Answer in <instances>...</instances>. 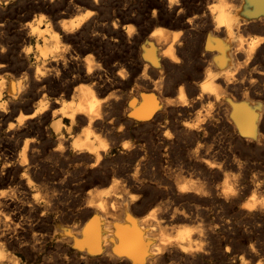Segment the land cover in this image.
<instances>
[{"label": "bare ground", "instance_id": "1", "mask_svg": "<svg viewBox=\"0 0 264 264\" xmlns=\"http://www.w3.org/2000/svg\"><path fill=\"white\" fill-rule=\"evenodd\" d=\"M19 1L20 0H13V3L9 5L12 6ZM41 1L43 2V0ZM232 1H236V3L238 1L240 3L235 10H232ZM153 2L155 5L152 7L151 11L153 9H156L157 16L153 18L150 14V16L153 18L152 25L154 26V24L158 21L157 17L160 14L165 13L168 17H173L174 19H176L177 23L183 25L184 36L180 37L179 42L173 43L174 37L171 35V32L175 31H170L169 29L165 28L167 31L153 37L150 35V33L157 27H153L149 30V26L145 29H141L137 26V34L133 35L131 39H129L127 37V34L122 29L123 27H121V29H114L112 26V30L109 34V37L113 39L112 43L117 46L125 40V42L130 46L131 49H129L130 53L127 55V57H124L122 63H120V68H124L130 73V78L127 81L122 80L116 75V73L120 70L118 69V67L116 68L115 66H112V64L110 65L109 61H106L102 67L103 70H96L91 76H85L83 69L84 66L82 63L73 62L69 65V68L67 70H63L61 66L62 77L60 80H56L55 78H48L43 82L48 86L49 95L59 96L60 93L63 92L67 99H70L71 91L75 83L85 82L84 84H90L92 82H95V91L97 93V96L101 99H104L110 95L105 94L106 91H108L109 89H115V92L112 91V93H115V96L119 97V99L113 97L112 99L107 100V103L103 105V112L105 114L104 120L98 121L95 127L99 131H102L104 133L109 134L110 132V137L112 138L111 141H113L117 145L120 141L125 139L123 138L124 136L130 135L132 132H134L132 131V128L137 129V127L139 126H143L146 128L148 132L146 134L147 138H140L137 135L132 137L134 138V142L137 144V149H135L131 153H127L124 155L127 157V159L130 158L129 164L125 166L122 164L121 166L118 165L117 167H108L109 163L113 161V156L117 155L118 157V151L107 158L103 162L102 166L97 168L96 170H88L87 164L93 159V157H90L88 155L72 157L69 161L66 162L62 158H60L58 154L50 153V149L54 146V140L48 139L47 133L45 132V128L48 124L47 122L49 121L50 123L51 121L50 111L48 113H45L44 116L40 118V120L42 121L41 123H38L36 120L29 121L28 126L25 129H22L19 133H16L14 135L9 134L12 135L11 139L3 132V128L4 125L7 126V122L11 119V117L14 116L16 104L10 106L11 113L9 115L0 114V122H3L2 127H0V153H4L9 157V159L15 160L16 153L18 152L24 138L23 135L28 131H38L41 137H45V139L41 141V144L38 145L41 148V152L45 151L47 153V156H51V158L59 160L61 162L63 161L64 164L73 162L74 167H76L75 165L77 162H82L81 166L79 167L81 173H78L80 175L78 178H75L76 180H83L85 176L87 177L91 174L94 175V173H101L102 177L98 178L97 180L103 184H108L102 188L100 187L99 190H104L109 186V180L111 176H116L117 178L124 179L129 184V186L136 184L140 186V189L146 188V193L143 194V199L138 203V205L140 204L142 206L141 210H143L144 212L142 213L141 211L140 215L131 214L130 211L132 206H130V209L124 208L123 202L113 197L89 198L86 196V198L82 202H79L78 205L74 206V210H71V208L67 212L63 209H59L57 206V208L54 207L51 199L52 208L48 210L49 214L45 217H41L39 213L42 208L40 206H35V211H32L26 206L20 205L18 202L13 203L9 201H3V203L6 205V212H11L13 209H15L16 215L13 216V220L19 222V218L21 215H24L26 217V220L22 224V229L17 230V236H13L12 233L9 232L3 238L9 247H16L26 253H29L30 255H34L39 250L43 251L42 242L44 241V236H47V239L50 242L55 243L59 248L63 250L65 256H67L68 258L71 257V259H78L85 264L94 262H101L102 264H156V261L158 262V264H167L168 258L171 257L178 256L183 257L186 260L205 257L206 255L203 254L184 255L180 253L179 250L174 246H170L166 249V253L163 258L152 255L151 249L156 241L151 238L154 235V233L151 232V228L155 226V222L145 217L144 213L158 200L168 197H171L173 200L185 199L186 201L191 202V204H189L188 208L186 209L188 213L192 217L199 215L207 219L206 221L209 220L205 224L206 240H210L212 237H217L218 241L216 243V246L214 247L220 248V246H222L226 242V239L229 235V223H227L228 219H226L222 214H216L215 217L210 216L209 206L214 201H217L224 206L227 204H240L243 201L242 199L246 192L249 190H253L254 182L247 181L241 177V179L238 181V187H240L238 198H233L230 203H225L222 199L216 197V182L214 181L215 177L224 176L223 172L217 169L208 168L202 162V160L206 159L210 162L222 163L224 166V172H226V169L228 167L239 170L240 165L243 163V160L246 159L243 156L244 148L264 145V92H261V90L257 88V81L261 80L262 77L247 76L248 78H236L233 76L234 73H232V71L236 68L239 69V65L241 63L240 57L245 58L244 63H248L249 61H251V59H249L248 57V50L250 48L251 41L257 37L254 35V37H251L248 42L243 44H241V39H239L235 47L232 46L233 44H231L232 47H230L229 44V41H231L230 37L234 33L236 34V32L240 33L239 30H242L240 28L245 24H249L251 27H255L264 31V0H224V3L227 5V7H224L216 13L218 19L215 21V23L213 21V17L208 14L207 9H205L202 10L198 16L197 14H193L198 18L194 20L191 25H189L186 21L193 15L187 14L186 3L183 2V0L179 5H172L171 7H169V0H153ZM180 7H183L185 9V13L178 16L177 13ZM13 8L14 7H10V9ZM1 10L3 9H0V11ZM49 15L52 16L53 21L55 22V16L52 14ZM221 17L222 19H220ZM22 18H24L22 22L28 21L32 18V13L25 12ZM89 22L75 36H66L65 42L72 43L74 46V44L79 41L81 37L87 34L90 26ZM97 25L96 27L98 28ZM18 27L19 23L15 28V33H17L20 40L16 49L9 47V52L6 55L0 57V62L7 63L9 65L7 71H10L17 76L22 71L27 70V61L17 55L19 52V45L25 39V33L18 32ZM229 28H231L232 30V35H229ZM243 32L244 31H242L241 33ZM141 33H146V39L139 46H133V41L135 42L136 40H138L141 36ZM260 37H264V34H262ZM188 41L191 42V48L187 55L184 56V53H186V50L189 46V44L187 45ZM91 43H100V41L92 40ZM80 47H82V49H91V45L88 44V42L84 46ZM169 47L175 49V54L180 59L181 63L177 64L172 61L171 58L164 55ZM82 49L74 46V50L79 52L80 54ZM254 52L255 51L252 52V55ZM97 56L98 55H96V57ZM77 64H79L78 67ZM231 64L234 65V68L229 70V65L231 66ZM197 67H200L201 71L196 70ZM166 71L169 72V76L167 78L164 76V73ZM76 72L80 75L79 80L68 84L65 87H62L63 80H70L72 74ZM229 80H231L232 82L228 83ZM206 82L209 83L212 91L203 92L202 85ZM181 85H183L184 87L185 94L189 100L190 106L185 107L181 103L172 105L167 104L168 100L178 101V90ZM39 86V84L33 82L32 87L26 97H28L29 95H38L36 92V88H38ZM15 90L16 84L13 83V94L15 93ZM163 90H169L173 93L175 92L176 94L164 99L162 98ZM202 92L203 98L197 99V97L200 96ZM29 103L27 105H29ZM76 103L80 106L90 107L93 101L86 92H81L80 99ZM209 103L213 105L212 113L211 117L206 118L205 122L200 125V129H202V131L184 127L183 122H195L198 113L206 115V113H204L202 110L205 109ZM52 107L55 108L58 107V105H53ZM171 112H177L178 114L185 115L186 118H184L183 120H178V114L174 115V113L172 114ZM30 113L31 112H29L28 114ZM113 118L115 119V123L113 125H109L107 121ZM77 119L81 125L86 123L85 118L82 116H78ZM165 120L169 121L166 127L170 129L174 135V139L172 141H168L162 135L164 129L161 128L160 125L163 124ZM121 123L125 125L126 129L123 134L117 133L115 131V128ZM215 124L221 125L227 132V138L232 145L231 149H224L222 143L216 142L213 139L212 132L215 128ZM205 131L208 133L206 137L204 136ZM186 137L192 138V141L189 142V144H186L187 146L185 147V163L183 166H175L172 163L173 159H170L172 156H170L169 158V152L173 150V148L177 144L182 142L184 138L189 139ZM198 143H203L205 147L201 149L198 158L192 157L191 151L196 147ZM209 146L212 147L211 152L208 151ZM166 148L167 151H165ZM150 156H153L152 158L156 161V181H158L159 184L168 185L169 191L165 192L162 188L159 187L156 182L151 183L148 181L150 177L148 178L149 175L145 173V171L146 167L149 166V164L147 163L151 160ZM141 157H143V159H141ZM30 160L33 165L31 172L33 179L40 184L47 185L50 178L42 175V170L47 166L46 162H44V159L40 157L39 154L30 155ZM237 160L240 162L239 164H237ZM2 162L3 157L0 156V163ZM137 162L141 165L140 178L144 181L143 184L133 181L131 176L129 175V173L133 170L134 164H136ZM181 169H183L182 173ZM20 171H22V169H20L18 166H14L6 170L5 176L15 184L19 183L21 185V189L25 190L23 188L24 182L19 180ZM68 171L69 170H58L55 173L54 177L56 178L59 175L61 177V174H63L64 172L66 174V172ZM186 174L188 175V177L184 179H200L201 181L205 182L207 184L208 190L213 193L212 197L201 199L192 194L176 196L175 187L173 185V178L180 179L181 176L185 177ZM73 179L74 177L72 174L68 180ZM92 181H94V176L93 180H89L87 182L90 184L92 183ZM113 191L114 197H118L121 193L120 186H117V188ZM31 195L32 193L26 191V194L22 196L21 199L30 200ZM89 199H93L94 202L106 203L105 210L100 211L99 209L87 207L86 203ZM178 201L180 202V200ZM183 203L185 202L183 201ZM197 206H199V208H197ZM116 211H119L121 213V220H117L118 217L115 216ZM243 212L245 211H242V213ZM248 214L254 219L264 218V214H261L259 212ZM65 215L68 218L70 217V219L74 218L75 216L79 217V219L81 220L80 224L77 223V225L79 226H66L57 223V218ZM178 220L185 219L183 217H178L176 221ZM245 221L246 220H244V223ZM35 223L40 225V227L42 228L41 230L44 229L43 231H41V233H44L45 235L40 236L41 240L37 237L33 238L32 234L30 236L28 235L33 230L32 228ZM212 224H220L221 227L215 231H212L210 230V225ZM3 226L4 225L0 224V227ZM27 235L29 237H27ZM195 238L196 237L194 236L193 239ZM37 241H39V243H37ZM209 243H211V241H209ZM209 243L207 244L206 248L208 252H210ZM20 244H23L24 247L20 248L18 246ZM233 246L236 248L237 243L236 246ZM259 246L261 247V245ZM117 249H119V252L117 251ZM241 250L240 252H242ZM244 250L243 252H245ZM130 254L135 255L136 260L131 259ZM214 254H219V252ZM186 260L183 261L186 262Z\"/></svg>", "mask_w": 264, "mask_h": 264}, {"label": "clouds", "instance_id": "2", "mask_svg": "<svg viewBox=\"0 0 264 264\" xmlns=\"http://www.w3.org/2000/svg\"><path fill=\"white\" fill-rule=\"evenodd\" d=\"M34 2L39 4L41 0H34ZM43 2L46 5L58 6L63 0H59V3L58 0H43ZM11 3H13V0H0V9L7 11L8 5ZM91 3L98 7L101 0H91ZM180 3L181 0H169V7L172 5H179ZM224 7H227L224 0H215L214 3L208 4L207 12L213 17L214 23L218 19L216 13ZM68 9L72 10L70 14ZM183 13H185V9L180 7L177 15L179 16ZM97 15L98 11L81 6L77 4L75 0H68L67 8L59 13L60 18L56 19L55 22L52 16L44 11L34 12L30 20L19 22V27L17 29L18 32L25 33V39L20 43L17 55L27 61V70L22 71L17 76L7 71L9 67L7 63L0 62V114L9 115L11 113V105L25 102V97L29 93L33 82L40 85L36 88L39 98L32 103L33 110L31 113L26 114L23 110H20L13 120L7 122L6 128H3V132L11 139L12 135L9 134L14 135L19 133L28 126L29 121L36 120L38 123H41L42 121L40 118L50 111L51 121L45 128L48 139L54 140V146L50 149V153L58 154V156L66 162L72 157H80L83 155L93 157L87 164L88 170H96L101 167L103 162L114 152L118 151L119 155L122 156L137 149L134 138L124 139L117 145L108 138V135L95 127L98 121L104 120L105 114L103 112V105L107 103V100L113 97L119 99V97H116L115 93H111L108 97L101 99L97 96L95 91V82L90 84H84L83 82L75 83L71 91L70 99H67L63 92H61L59 96H51L49 95L48 86L43 82L48 78L60 80L62 77V68L63 70H67L69 65L73 62L83 64L85 76H91L96 70H103L102 64L97 62L94 53L89 52L81 56L79 52L74 50L72 43L65 42L66 36H75ZM151 16L153 18L157 16L156 9L151 11ZM197 18L196 15H193L189 17L186 22L191 25ZM220 19H222V17ZM8 23L7 20L0 22V30H5ZM112 26L114 29L119 28V20H114ZM123 30L129 39L137 34V28L133 24L124 25ZM165 31H167L165 28L157 27L150 35L155 37ZM3 34V32H0V35ZM183 34V31L171 32V35L174 37L173 43L179 42ZM94 35H99V33H94ZM229 35H232L231 28H229ZM104 38L107 39L106 36ZM243 43L244 41L241 40V44ZM261 44H264V37H257L251 41L248 50L249 59L252 57V52ZM8 52L9 46L5 43H0V57L6 55ZM164 55L171 58V60L177 64L181 63L180 59L175 54V49L172 47H169ZM78 66L79 64H77V67ZM29 70L31 71V75ZM116 75L125 81L130 78V73L124 68H120ZM79 77V73H73L70 80H63L62 87L78 81ZM231 82V80L228 81V83ZM13 83L16 84L14 94L12 91ZM202 88L203 92L212 91L208 82L204 83ZM81 92H86L93 101L90 107L80 106L76 103L80 99ZM203 92L197 99L203 98ZM178 93V101L168 100L167 104L172 105L181 103L185 107L190 106L183 85L179 87ZM53 105H58V107L53 108ZM212 108L213 105L209 103L206 108L202 110L206 115L198 113L195 122L185 121L183 122L184 127L202 131L200 125L205 122L206 118L211 117ZM78 116L84 117L86 123L81 125L77 119ZM2 123L3 122H0V127H2ZM107 123L113 125L115 119H110ZM168 123L169 121L165 120L160 127L164 129L162 134L163 137L168 141H172L174 135L172 131L166 127ZM125 130V125L123 123L115 128V131L120 134H123ZM207 135L208 133L205 131L204 136L206 137ZM40 144L41 141L38 136L24 137L16 153L15 160H11L4 153H0V156L3 157V162L0 163V177L6 174L7 169L18 166L22 169L19 173V180L24 182L23 188L27 192L32 193L31 199L25 200L21 199V197L26 194V191L21 189L19 183L15 185L9 184L6 188H0V224L4 225L0 227V264H23V259L9 250L3 238L9 232H11L13 236H17V230L22 229V224L26 220L24 215L20 216L19 222L13 220V216L16 215L15 209L11 212H6V205L3 201L18 202L20 205L26 206L32 211H35V206H40L42 210L39 214L41 217H45L49 214L48 210L52 208V197L58 195L54 190L49 194L48 186L38 183L32 177L31 172L33 165L30 160V155H39L41 153V148L38 146ZM204 147L205 145L203 143H198L196 147L192 149L191 156L198 158L201 149ZM165 151H167V148ZM208 151H212L211 146L208 147ZM44 159L46 162L51 163V156L45 157ZM141 159H143V157H141ZM202 162L210 169H217L223 172L225 178L215 185L216 197L222 199L225 203H230L233 198H238L240 193V187H238V181L241 179L240 174L224 172L222 163L210 162L206 159L202 160ZM236 162L237 164L240 163L238 160ZM81 163L82 162H77L75 166L79 168ZM57 166H59V161H57ZM182 172L183 169H181V173ZM71 175L72 173L70 171L62 175L59 179V183L64 184ZM129 175L133 181L140 184L144 183L140 178V163L137 162L134 164L133 170ZM251 180L254 182V188L246 199L239 204V209L250 214L256 212L264 214V194L259 191L261 187L264 186V180H257V174L255 172L252 173ZM156 183L165 192L169 191L168 185L159 184L158 181H156ZM173 185L175 187L176 196L192 194L203 199L211 198L213 195V193L208 190L207 184L200 179H184L181 176L180 179L173 178ZM117 186H120L121 193L118 197H114L113 190L116 189ZM85 194L89 198L113 197L123 202V207L128 209H130L132 205H138V202L143 199L141 190H133L124 179L117 178L116 176H111L109 186L106 189L99 190L97 186L93 185L86 190ZM86 206L104 211L106 203L94 202L93 199H89ZM197 208H199V206H197ZM144 216L155 222V226L151 228V232L154 233L151 238L156 241L151 249L153 256L163 258L166 249L170 246H174L184 255H210L206 250V229L203 218L196 215L193 219L188 211L177 204L171 197L158 200L145 211ZM178 217H183L185 220L191 221V223H181L179 226H176L172 222H175ZM227 223H231V221L229 220ZM262 226L264 225L257 224L258 228ZM220 227V224H212L210 225V230L215 231ZM37 235L38 233L32 232L33 238ZM194 236L196 237L195 239H193ZM37 243H39V241H37ZM18 246L20 248L24 247L23 244ZM247 247L250 249L251 253L258 257L255 264H264V256H261L259 253L256 243L250 241ZM117 251L119 252V249H117ZM224 251L227 254H232L233 250L231 245L226 244ZM130 258L136 260L135 255L130 254ZM65 259L67 260L68 257L66 256ZM238 259L240 264H252V260L246 258L243 254L239 255ZM156 264H158L157 261ZM169 264H172V262L169 261ZM233 264H236L235 259H233Z\"/></svg>", "mask_w": 264, "mask_h": 264}, {"label": "rangeland", "instance_id": "3", "mask_svg": "<svg viewBox=\"0 0 264 264\" xmlns=\"http://www.w3.org/2000/svg\"><path fill=\"white\" fill-rule=\"evenodd\" d=\"M75 2L77 4H80L81 6L88 7L90 9H92V10L98 11V15L92 19L93 21L90 20V22H89L90 23L89 24L90 26H89L88 32L86 34L87 36L84 35L83 37H81L79 39V41H77L74 44V46H76L77 48H81L82 49V47H80V46H84L88 42V44L91 45V49L90 48L89 49H87V48L84 49L83 48L82 51H81V55L82 56L83 55H86L89 52L94 53L95 56L98 55L96 57V59H97V62H99V63L102 64V67H103V65H104V63L106 61H109V64L110 65L112 64V66H113V64H114L116 68L118 67V69H120V63H122L123 58L124 57H127V55L130 53V50H131L130 49V46L125 42V40L122 41L120 43V45H117V46L112 43V40L113 39L109 37V34H110L111 30H112V22L114 20H117V19L119 20V22H120V27L119 28L120 29H121V27H123L126 24H133L134 26L136 25V27L138 26L141 29H145V28H147L149 26V30L152 29L153 27H164V28L169 29L170 31H184V27H183L182 24L177 23L176 22V19H174L173 17H168L165 13H162V14H160L157 17V20L158 21L153 26L152 25V23H153V20L152 19L153 18L150 16L151 9L155 5L154 2H153V0H102V2L100 3V5L98 7L96 5H94V4H92L91 3V0H75ZM183 2L186 3V11H187V14H189V15L197 14V16H198L201 13L202 10L207 9L208 4L214 3L215 0H183ZM232 2H233V4L231 3L232 10L233 9L235 10L240 3L238 1H237L238 4L236 3V1H232ZM58 3H59V0H58ZM202 3H204V4H202ZM66 6H68V0H65V1L63 0L62 4L59 3L58 6L46 5L42 1L39 4H37V3H34V0H20L19 2L13 4L12 6L8 5L7 11H3V10L0 11V18H1L0 21L7 20L9 22L8 25H7L8 28L6 27L5 31L4 30H0V32H3L4 33V35H0V42L5 43L7 46L16 49V47H17L18 43L20 42V40H19V36L17 35V33H15L16 32L15 31V28H16V25L19 22H22V20H24V18H22V16L24 15L25 12L34 13V12L44 11L47 14L54 15L55 16V19H58V18H60L59 13L61 11L65 10L67 8ZM10 7H14V8L13 9H10ZM12 10H15V11H12ZM68 11L71 13L72 10L71 9H68ZM102 16H103V18H102ZM96 23L97 24H100V25H97ZM96 25L98 26V28L96 27ZM246 26H249V27H246ZM240 29H242L241 31L239 30L240 33L236 32V34L234 33L230 37V40H231V41H229L230 47H232V46L235 47L236 46V43H238L239 39H241V40L244 39V43H246V42L249 41V39L251 37H254V35L256 37H260L262 34H264V31L263 30L258 29V28H255V27H251L249 24L243 25ZM242 31H244V32L241 33ZM94 33H99L100 37H99V35L98 36L97 35H94ZM146 33H141L140 38L138 40H136L135 42L133 41L132 45L135 46V47H137L142 42H144V40L146 39V36H147ZM237 34H238V36H237ZM105 36L107 37V39L104 38ZM183 36H184V34H183ZM92 40H96V41L99 40L100 43H91ZM230 42H232V43H230ZM188 44H189V46H188V48L186 50V53H184V56H186L187 53L190 51V48H191V45L190 44H191V42L188 41L187 45ZM231 44H233V45L231 46ZM259 48H257V50H255V52L253 53V55L251 57V61H249L248 63H244L245 58L244 57H240L241 63L239 65V69L236 68L235 69L236 71L233 70L234 72L232 71V73H234L233 76L236 77V78H238V77L248 78L250 76H260V77H262L261 80H258L257 81V88H259L261 90V92H264V88H263L264 87V80H263L264 79L263 78L264 77V44H261V46H259ZM254 56H255V58L256 57L257 58L255 59ZM101 59H102V61H101ZM245 66H246V68H245ZM233 68H234V65L233 64H231V66L229 65V70H231ZM196 70L201 71V68L200 67L199 68L197 67ZM164 76L167 78L169 76V72L166 71L164 73ZM260 81H261V83H260ZM258 85H259V87H258ZM112 91L115 92V89H109L108 91H106L105 94H108L109 95V94L112 93ZM175 94H176L175 92L173 93L172 91H169V90H163V92H162V96L163 97L162 98L165 99V98L171 97L172 95L174 96ZM38 98H39L38 95H35V96L29 95L28 97L25 98V103L24 102L23 103H17L16 104V110H15L14 116L11 117V119L13 120V118L18 114V112L20 110H23L26 114H28L29 112H31L32 111V103L35 100H37ZM28 103H29V105H27ZM18 109H19V111H18ZM171 113L172 114L174 113V115H177L178 114L177 112L176 113L175 112H171ZM184 118H186L185 115H182V114H178L177 115V119L178 120H183ZM47 123H49V121ZM5 127H6V125H4V128ZM132 131H134V132H132L130 135L124 136L123 138H125V139L132 138V137H134L136 135L139 136L140 138H147V135L146 134L148 132H147L146 128L143 127V126H139V127H137V129H133L132 128ZM212 133H213L212 134L213 139L216 142L222 143V146L224 147V149L227 150V149H231L232 148V145H231V143L229 142V140L227 138V132L225 131V129L221 125L215 124V128L213 129V132ZM105 134L107 135L108 133H105ZM32 136H38V138L40 139V141H43L45 139L44 136L41 137V135H40V133L38 131H34V130L33 131H28V132H26L23 135V137H32ZM110 136L111 135L108 134V138ZM186 138H189V139H185L184 138L182 140V142H180L179 144H177L173 148V150H171L169 152V154H170L169 155V158H170V156L173 157V158L171 157L170 159L171 160L173 159L172 160L173 161L172 163L175 166H179V165H182L183 166L184 163H185V158H184L185 157V147L187 146L186 144H189V142L192 141V138H190V137H186ZM109 139L112 140L111 137ZM259 149H261V150H259ZM244 150H243V156L246 159L243 160V163L241 164L242 167L240 165L239 170H236L234 168L228 167L226 169V172H229L231 170L232 173H238V174H240V176L243 179H245L247 181H250V182H252L251 175H252L253 172H255L256 174L259 175V176L257 175V180H264V145H257V147L256 146H251L249 148H244ZM250 151H251V153H250ZM113 154H115V152ZM252 154L254 155V157H253ZM40 157H42L44 159V157H48V156H47V153L45 151H43V152L40 153ZM113 157H114V158H112L113 161L110 162L111 165L109 163L108 167L109 166L110 167H117L118 165L121 166L122 164L125 166V165H127V164L130 163V158L127 159V157L124 156V155L123 156L118 155V157H117V155H115ZM152 157L150 156L151 160L148 161L147 164H149V166L146 167V171H145V173H147L149 175L148 178L149 177L150 178H149L148 181L151 182V183L156 182V178H157L156 177L157 176V173H156L157 166H155L156 165V161ZM152 159H153V161H152ZM57 161H59V160H56V159L51 158V163H48L44 159V162H46L47 166L45 167L46 170L45 169L42 170V175L43 176L45 175V177L50 178L49 179V183H48L49 185L47 184L49 186L48 187V192L51 193L54 190V191H56L58 193V195H56L55 197L52 198V203H53L54 207L57 206L59 209H63L66 212L69 211L71 208H72L71 210H74V206L78 205L79 202H82L86 198L85 192H86V190L89 187L95 185L99 189L100 187L102 188V187H104V186H106L108 184V183H104L103 184V183H101V182H99L97 180L98 178H101L102 177L101 173H97V174L94 173V175L91 174V175H88L87 177L85 176L83 178V180L82 179L76 180L75 178H78L79 175H80L78 173H81L80 172V169L77 168V167H74L73 166V162H69L67 164H64L63 161L62 162L59 161V166H57ZM182 161H183V164H182ZM180 162H181V164H180ZM67 165H68V167H67ZM54 166H56V167H54ZM64 166H65V168H64ZM48 170H49V173H48ZM58 170L59 171H61V170L62 171L69 170L73 174L74 179L73 180H67L66 183L60 184L59 183V179L62 177L63 174L65 175V172L63 174H61V177L59 175L58 177L55 178L54 175H55V173ZM244 175H245V177H244ZM93 176H94V181H92L93 184L92 183L89 184L87 181L93 180ZM182 177L183 178H187L188 175L186 174L185 177L184 176H182ZM90 178H92V179H90ZM223 179H224V176L215 177L214 178V181L217 184V183L221 182ZM95 180H96V182H95ZM10 182H13V181H11L5 175L2 176V177H0V183H1L0 184V187L1 188H6L9 184L15 185L14 182L13 183H10ZM75 187H76V189H75ZM130 187L133 190H137V191L138 190H141L142 195L146 193V188L141 187L143 189H140V186L139 185L134 184V185H131ZM49 189H51V190H49ZM250 192H251L250 190L246 192V194L244 195V197L242 199L243 201L250 194ZM260 193L264 194V186L261 187ZM178 200H180V202ZM175 201H176L177 204H179L184 209H187L188 208V205L191 204V202L186 201L185 199H183V200L182 199H177ZM183 201L185 203H183ZM214 202L211 203L212 206L211 205L209 206V215L212 216V217H215L216 214L217 215L218 214H222V215H224V217L226 219H228V221L229 220L231 221V223L228 224V227H229L228 228V230H229V233L228 234L229 235H228V237L226 239V242L222 246H220V248H216L214 246H216V243H217L218 239H217V237L216 238L215 237H212L210 240L207 239V244L209 243V241H211V243H209V246H210V248H209V251L210 252L209 253H210V255H207V256H205L203 258L187 259V260L184 259L183 257H178V256H177L178 258L177 257H171V258H168L167 264H169V261H171L172 264H187V262H188V264H194V263H196V264H198V263L199 264L200 263L201 264H215V263L216 264H233V259L236 260V264H240L238 257L241 254H243L246 257H248L249 259H251L252 260V264H255V261H256V259L258 257L256 258L255 254L251 253V251L249 252L250 249H248V247L246 248V246L248 245V243L250 241L255 242V243L257 242L256 243L257 249H258V251L262 250L259 253L261 254V256H264V247H263L264 246V226L259 227V228L257 227V224L264 225V218L263 219H254L248 213H246V212H243L242 213V211H240L238 209L239 204H227V205L224 206V205H221L220 203H218L217 201H214ZM219 205H220V207H219ZM233 208H235V209H233ZM141 209H142V206L140 204L139 205H132L130 212H131V214L140 215L141 214V211H142V213L144 212ZM229 209H231V210H229ZM225 211H228V212H225ZM138 212H139V214H138ZM115 216L118 217L117 220H121L122 219V218H120L122 216H121V213L119 211H116ZM234 217H236V218H234ZM194 218L195 217H193V219ZM202 218H203L205 224L209 221V220L206 221L207 219H205L204 217H202ZM245 218H247V219H245ZM79 220L80 219L77 216H75L74 218H71L70 219V217L68 218L65 215V216H62V217H58L57 218V223H59L60 225L62 224V225H66V226H76L77 223L80 224L81 220L80 221ZM244 220H246L245 223H244ZM173 223L174 224L176 223L175 225L176 226H179V224H181V223H191V221H188V220H178V221L173 222ZM236 223H238V224H236ZM246 223H247V226H246ZM35 226H37V227H35ZM77 226H79V225H77ZM32 229L33 230L31 231V233L28 234L29 236L32 234V232L38 233V235L36 236L38 239L41 238L40 237L41 235L42 236L45 235L44 233H41V231H43L44 229L41 230L42 228L40 227V225H38L36 223L33 225V228ZM235 233H236L237 236L235 235ZM28 235H27V237H29ZM230 239H231V241H230ZM233 239H234V241H233ZM241 239H243V240H241ZM213 242H214V244H213ZM236 243H237V246H236ZM226 244H230L231 246H233V245L236 246V248L234 246L232 247V249L235 250V251H232V254L225 253L224 247H225ZM258 244L261 245V247ZM211 245L213 246V248H212ZM238 247H240L242 250L240 248H238ZM8 248H9V250H12L14 253H16L18 256H20L23 259V264H79V263L80 264H85L84 262H82V261H80L78 259H74V258L71 259V257L66 260L65 259L66 256L64 255L63 250L61 248H59L55 243L50 242L47 239V236H44V241L42 242V249H43V251L42 250H39L34 255H30L29 253H26V252H24V251H22V250H20V249H18L16 247H9L8 246ZM244 248H245V250H244ZM211 250H213V251H211ZM240 250L242 252H240ZM243 250L245 252H243ZM218 252H219V254H214V253H218ZM220 252H223L225 255L223 253H220ZM59 254H62V255H59ZM46 257H48V258H46ZM183 260L184 261L186 260V262H184ZM197 260H198V262H197ZM177 261H179V262H177ZM86 264H102V263L101 262H94V263H86Z\"/></svg>", "mask_w": 264, "mask_h": 264}]
</instances>
